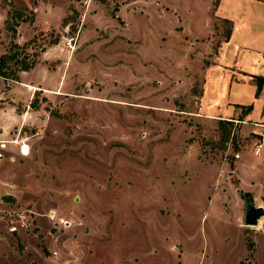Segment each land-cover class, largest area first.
I'll return each instance as SVG.
<instances>
[{"label":"rangeland","instance_id":"obj_1","mask_svg":"<svg viewBox=\"0 0 264 264\" xmlns=\"http://www.w3.org/2000/svg\"><path fill=\"white\" fill-rule=\"evenodd\" d=\"M209 5L0 0V56L37 59L0 76V264H264L263 136L208 105Z\"/></svg>","mask_w":264,"mask_h":264},{"label":"crops","instance_id":"obj_2","mask_svg":"<svg viewBox=\"0 0 264 264\" xmlns=\"http://www.w3.org/2000/svg\"><path fill=\"white\" fill-rule=\"evenodd\" d=\"M215 17L232 21V26L230 37L220 43L208 71V105L232 115L246 109L244 115L232 120L251 123V132L263 136L262 158L256 162V169L253 163H243L240 180L241 184H264V87L257 95L254 78L264 76V0H210L205 17L208 32L198 38H213Z\"/></svg>","mask_w":264,"mask_h":264},{"label":"trees","instance_id":"obj_3","mask_svg":"<svg viewBox=\"0 0 264 264\" xmlns=\"http://www.w3.org/2000/svg\"><path fill=\"white\" fill-rule=\"evenodd\" d=\"M115 14V12H114ZM23 12L19 9L14 10V14H12L11 18L7 20V29L8 31L12 32L13 37H16L17 33V26H18V19H22L23 21H28L27 19H23L22 17ZM33 21V18H30ZM223 21L229 23L232 26V21L228 19H222ZM231 30L229 34H227L226 39L230 37ZM34 41L31 40L30 43ZM58 39L54 40L53 43H57ZM30 43H26L21 45L20 43L16 42L15 40L12 41L10 46V52L5 53L0 56V76L5 78H12L14 80H19V72L20 71H27L33 68L37 62L36 58L30 57V53L27 51L28 46ZM24 54V55H22ZM257 85L256 94L258 95L262 88L264 87V76L257 75L254 76ZM245 196H251L250 192L244 193Z\"/></svg>","mask_w":264,"mask_h":264},{"label":"water","instance_id":"obj_4","mask_svg":"<svg viewBox=\"0 0 264 264\" xmlns=\"http://www.w3.org/2000/svg\"><path fill=\"white\" fill-rule=\"evenodd\" d=\"M247 212H246V224L257 225L262 216H264V206H257L253 204L250 199L246 198Z\"/></svg>","mask_w":264,"mask_h":264},{"label":"built area","instance_id":"obj_5","mask_svg":"<svg viewBox=\"0 0 264 264\" xmlns=\"http://www.w3.org/2000/svg\"><path fill=\"white\" fill-rule=\"evenodd\" d=\"M261 150L258 149V152L260 153Z\"/></svg>","mask_w":264,"mask_h":264}]
</instances>
